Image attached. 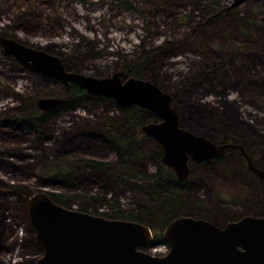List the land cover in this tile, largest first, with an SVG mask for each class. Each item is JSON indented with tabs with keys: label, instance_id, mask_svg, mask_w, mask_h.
Segmentation results:
<instances>
[{
	"label": "rangeland",
	"instance_id": "1",
	"mask_svg": "<svg viewBox=\"0 0 264 264\" xmlns=\"http://www.w3.org/2000/svg\"><path fill=\"white\" fill-rule=\"evenodd\" d=\"M233 3L0 0V39L9 35L26 46L49 50L67 71L91 77L131 76L145 70L143 79L171 97L183 129L216 145H230L219 158L193 165L187 190L181 194L186 202L182 216L222 226L234 217L264 216L262 185L243 166L247 158L251 166L264 170V22L260 21L264 0ZM41 78L5 55L0 43V181L8 187L37 183L36 191L25 196V207L21 195L0 184V214H5V220L0 217L2 264L40 256L35 247L29 249L24 243L33 236L27 200L38 192L74 191L78 196L69 204L71 210L81 206L85 196L102 191L106 200L131 207L144 205V195L152 192L150 185L136 186L110 172L74 171L54 162L80 149L78 154L85 159L114 163V171L120 174H132L139 165L140 171L153 172L156 167L146 153L159 146L143 139L134 152L115 163L117 158L96 132L105 117L116 120L120 115L107 100L89 98L28 127L22 120L42 112L39 99L64 97L60 83ZM87 131L93 136L90 142L82 137ZM64 138L76 140L78 148L67 150ZM103 209L96 202L89 207ZM164 226L154 225L151 230L158 241ZM142 250L158 255L167 247L158 242Z\"/></svg>",
	"mask_w": 264,
	"mask_h": 264
},
{
	"label": "water",
	"instance_id": "2",
	"mask_svg": "<svg viewBox=\"0 0 264 264\" xmlns=\"http://www.w3.org/2000/svg\"><path fill=\"white\" fill-rule=\"evenodd\" d=\"M241 0H234L233 4ZM264 22V16L260 17ZM0 43L25 69L53 78L65 90L75 83L87 94L110 98L116 105H137L149 110L158 122L143 124L140 129L160 146V162L171 169L176 179L187 176V159L194 161L219 158L230 145H216L179 125L171 97L144 79L114 73L110 77H91L65 70L62 62L42 50L8 38ZM61 98L39 99L37 106L47 111ZM245 166L264 185V171ZM29 223L35 241L42 249L33 264H264V218L243 216L222 226L206 220L180 216L162 229L167 250L161 255L144 252L155 247L152 233L141 223L107 219L62 207L41 191L27 200Z\"/></svg>",
	"mask_w": 264,
	"mask_h": 264
},
{
	"label": "trees",
	"instance_id": "3",
	"mask_svg": "<svg viewBox=\"0 0 264 264\" xmlns=\"http://www.w3.org/2000/svg\"><path fill=\"white\" fill-rule=\"evenodd\" d=\"M146 65V63H144ZM132 69H136V67H133ZM146 74L145 70H142L140 74H132L131 76L142 78ZM42 80H46L44 78H41ZM89 98H93L95 101H110V99H106L103 97L98 96H90L85 93V91L78 87V85L70 84L69 91L66 92L65 101L46 112H39L34 113L33 118L22 120V123H27L28 127H34L35 124H40L42 122H45L52 114L59 113L60 111H63L64 108H74L75 106H78L80 103L83 104V102L88 100ZM119 110L120 115L117 117V119H112L110 117H105L103 120V123L98 126V129L96 132H98V137L103 142L104 146L114 154L116 159L115 163H119L122 159L129 156V154L134 152L136 149L137 144L143 140L147 139L143 133L139 130V126L141 124H144L148 121L154 120V117L151 116V114L143 108L139 107H117ZM21 113V111L19 110ZM37 122V123H36ZM91 131L84 132L82 134V137L85 139H89L85 142H90L93 139V136L89 135ZM196 133V132H195ZM37 136H42L43 133L41 131L39 132L38 129H36ZM207 135V134H205ZM78 136V135H75ZM208 136V135H207ZM210 137V136H208ZM44 139L43 137H41ZM211 138V137H210ZM65 143L67 144V150L71 151L74 149H77L78 146L74 147V143L78 142L76 140H73L72 138H64ZM151 140V139H150ZM227 141V139L223 138L222 142ZM70 143V145H69ZM61 144V143H60ZM158 145V144H157ZM80 150V149H79ZM79 150H74L66 154L64 157H60L56 159L54 162H60L61 164L67 165L68 168L76 170H82L83 168H87L90 171L93 172H110L112 175L122 178L124 180H127L134 185H142L145 186H151L152 192L144 195L145 203L142 206L137 207H131L132 205H121L116 200H106L103 196V191L96 195L95 193L93 195H88L84 197L83 204L79 206L76 210L88 214L93 215H99L103 218L107 219H117V220H127V221H133L137 223H141L143 225H146L150 228V230H154L153 226H164L169 220H171L174 217L182 216L181 211L186 208V202L184 199H182L181 194L186 191V188H177L178 183L176 180H174V176L172 175L169 168L164 166L159 162L160 158V149L154 148V150L149 151L146 153L149 155V158L152 160L153 164L156 165V170L153 172H145L140 171V165L138 168L131 171L132 174L124 175L120 174L114 171V163H110L105 160L101 159H85L82 155H79ZM21 156V155H19ZM22 157V156H21ZM203 164V163H202ZM245 169L248 171L247 167L243 165ZM57 172H60V170L57 168ZM249 172V171H248ZM250 173V172H249ZM253 175L252 173H250ZM62 176L64 177L65 181V175L62 173ZM62 179H59L58 182L63 185ZM95 182L103 184V182L100 179H94ZM257 181L261 184V182L257 179ZM0 184L2 185L1 188H9L11 191L19 194L22 196L21 204L23 207L26 206V198L25 196H29L33 192L36 191L37 183H31L29 185H17V186H6L2 184L0 181ZM172 185L171 187L169 185ZM5 186V187H4ZM137 189V187H136ZM263 189V187H262ZM4 191V190H3ZM49 197L53 200L54 203L69 208V204L73 203V201L77 198V194L74 191H69L66 193H52L47 192ZM25 198V199H24ZM98 203L99 205L104 206V211H96V210H89V207L92 206L93 203ZM134 204V202H133ZM3 211V210H2ZM5 214L3 212L0 214V217L5 220L4 217ZM161 217L164 220L157 221ZM153 219L154 222H150L149 220ZM235 220V218L231 219ZM158 223V224H157ZM29 226V232L33 236L28 239L25 243V246L31 249L32 247H35L37 253L39 255H42V249L37 245L35 241L34 231L32 230L30 224ZM25 241V240H24ZM158 242H162L163 244H167L165 241L160 240L156 238L155 235H153L151 244H156ZM15 245V242L12 244ZM25 247V248H26ZM1 248V247H0ZM3 249V248H1ZM37 254V255H38ZM33 259L31 261H28L26 259L25 261L18 262L17 264H33ZM0 264H2L0 259Z\"/></svg>",
	"mask_w": 264,
	"mask_h": 264
},
{
	"label": "flooded vegetation",
	"instance_id": "4",
	"mask_svg": "<svg viewBox=\"0 0 264 264\" xmlns=\"http://www.w3.org/2000/svg\"><path fill=\"white\" fill-rule=\"evenodd\" d=\"M4 38H8V39H13V38H11V36H6V37H4ZM14 40V39H13ZM16 41V40H15ZM22 44V43H21ZM24 46H26L25 44H23ZM29 46V45H28ZM30 47V46H29ZM31 48H33V49H37V50H42V51H44L43 49H38V48H35V47H31ZM2 50H3V47H2ZM44 52H46V53H48V54H50V55H52V56H54L49 50L48 51H44ZM3 53L5 54V55H7V56H10V57H12V58H14L12 55H8V54H6L5 52H4V50H3ZM54 57H56V56H54ZM14 60H15V58H14ZM16 61V60H15ZM61 62H62V60H60ZM17 62V61H16ZM18 63V62H17ZM62 64H63V67L65 68V70H67V68H66V65H65V63L64 62H62ZM22 68H24V67H22ZM25 69V68H24ZM25 70H27V71H29V72H31V73H33V74H36V75H38V76H40V77H42L43 78V76L42 75H40V74H37V73H34V72H32V71H30V70H28V69H25ZM112 76V75H111ZM110 77V76H109ZM125 77H132V76H128V75H123L122 77H119V79L122 81V80H124V78ZM45 79L46 78H48V77H44ZM140 79H142V78H140ZM54 81H56L55 79H53ZM58 82V81H57ZM59 83V82H58ZM70 84L71 83H69V86H70ZM72 84H75V83H72ZM60 85H61V83H60ZM76 85V84H75ZM155 85V84H154ZM62 86V85H61ZM79 87V86H78ZM158 87V86H157ZM159 88V87H158ZM62 89H63V91H64V97H62L61 99H62V101L58 104V105H56L55 107H57V106H59V105H61L64 101H65V96H66V92H68L69 91V87H68V89L67 90H65L64 88H63V86H62ZM160 89V88H159ZM84 90V89H83ZM86 93V92H85ZM87 94V93H86ZM88 95H90V96H98V95H91V94H88ZM98 97H103V96H98ZM103 98H106V97H103ZM106 99H110V98H106ZM110 101L111 102H113L111 99H110ZM114 103V102H113ZM115 104V103H114ZM170 104H171V102H170ZM116 105V104H115ZM117 107H125V106H119V105H116ZM139 107V106H137V105H131V106H127L126 108H130V107ZM171 106H172V104H171ZM55 107H53V108H55ZM52 108V109H53ZM139 108H142V107H139ZM144 109V108H143ZM49 110H51V109H49ZM49 110H47V111H49ZM147 110V109H146ZM150 114H151V116H153L154 117V120H151V121H148V122H146V123H149V122H158V120H157V118L149 111V110H147ZM42 112H46V111H42ZM178 119H179V117H178ZM146 123H144V124H146ZM143 124H141L140 126H139V130L141 131V129H140V127L142 126ZM179 125H180V127H182L181 126V124L179 123ZM142 132V131H141ZM143 133V132H142ZM196 134V133H195ZM143 135L147 138V139H151V140H153L155 143H157L152 137H150V136H146L144 133H143ZM158 144V143H157ZM158 146H159V144H158ZM159 149H160V146H159ZM224 151V150H223ZM160 153H161V149H160ZM160 158H161V155H160ZM160 158H159V162H160ZM211 159H216V158H207V159H203V160H200V161H194V160H192L190 157H188V159H187V168H188V172H187V176L185 177V179H183V180H178V179H176V177H175V175L173 174V172L171 171V169H170V171H171V173H172V175L174 176L173 178H174V180H176V182L178 183V186H177V188H185V187H187V185L189 184V177H190V175L192 176V174H193V171H192V167H193V165H198V164H202V163H205L206 161H208V160H211ZM161 163V162H160ZM162 164V163H161ZM155 165V164H154ZM155 167H156V165H155ZM168 168V167H167ZM157 169V168H156ZM249 171V170H248ZM264 171V170H263ZM250 172V171H249ZM251 173V172H250ZM254 175V174H253ZM256 177V176H255ZM262 185V184H261ZM170 187L172 186L171 184L169 185ZM263 187V192H264V185L262 186ZM172 188V187H171ZM187 189V188H186ZM177 217H180V216H177ZM174 218H176V217H174ZM235 218V220H229V221H236V220H238V219H240L241 217H234ZM263 218H264V216H263ZM173 219V218H172ZM171 219V220H172ZM233 219V218H232ZM170 221V220H169ZM168 221V222H169ZM167 222V223H168ZM166 223V224H167ZM165 224V225H166ZM41 248V247H40ZM166 251V250H165ZM164 251V252H165ZM161 254H163V253H161ZM161 254H158V255H161Z\"/></svg>",
	"mask_w": 264,
	"mask_h": 264
}]
</instances>
